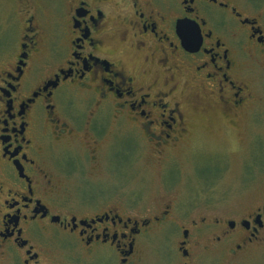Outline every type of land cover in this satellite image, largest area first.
<instances>
[{
    "label": "flooded vegetation",
    "instance_id": "flooded-vegetation-1",
    "mask_svg": "<svg viewBox=\"0 0 264 264\" xmlns=\"http://www.w3.org/2000/svg\"><path fill=\"white\" fill-rule=\"evenodd\" d=\"M7 1L0 264H227L264 242V203L200 216L124 188L145 155L165 187L182 155L211 185L227 165L205 135H260L264 0Z\"/></svg>",
    "mask_w": 264,
    "mask_h": 264
},
{
    "label": "rangeland",
    "instance_id": "rangeland-1",
    "mask_svg": "<svg viewBox=\"0 0 264 264\" xmlns=\"http://www.w3.org/2000/svg\"><path fill=\"white\" fill-rule=\"evenodd\" d=\"M3 2L8 1L0 0L1 28L8 24V9L6 5L2 4ZM17 35L18 31L15 27L8 34L9 37L6 36L11 42H15ZM205 136L206 146L223 148H218L223 151L209 149V154L223 152L225 165H227V169L211 185H203L194 179L191 162L186 155H182L176 164L179 173L177 181L173 185L165 187L161 180L164 176L160 175L157 165L152 159L145 155V158L134 160L133 169L129 171L128 184H124V188L127 191L130 190L129 187L138 189L144 195L140 203L146 206L158 204L161 195L169 194L172 199L180 201H176V203L184 205L186 203L187 206H192L200 216L214 208L219 210L223 208L225 211L222 216H229L233 209L237 210L238 207L234 208L237 204L240 207L238 208L239 214L246 213L264 203V153L255 151V145L264 147V129L258 136L238 133L234 130L228 135H224L220 130L210 131ZM119 158L118 166H116L118 171L126 162V158L123 161ZM119 179L120 176L117 175L116 180ZM208 257L211 258V256ZM155 258L156 256L149 252L141 264H156ZM216 264L224 263L221 261ZM227 264H264V242L256 245L239 258L228 261Z\"/></svg>",
    "mask_w": 264,
    "mask_h": 264
}]
</instances>
